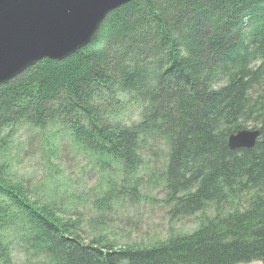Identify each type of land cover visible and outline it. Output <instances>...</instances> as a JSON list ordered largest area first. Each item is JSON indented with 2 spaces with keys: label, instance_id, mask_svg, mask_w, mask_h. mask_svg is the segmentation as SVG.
<instances>
[{
  "label": "trees",
  "instance_id": "16d2710c",
  "mask_svg": "<svg viewBox=\"0 0 264 264\" xmlns=\"http://www.w3.org/2000/svg\"><path fill=\"white\" fill-rule=\"evenodd\" d=\"M243 130L258 131L254 146L230 149ZM19 133L47 165L67 149L83 157L92 187L65 200L15 179ZM156 204L152 233L130 212L113 218ZM254 262L264 264V0H133L76 54L0 86V264Z\"/></svg>",
  "mask_w": 264,
  "mask_h": 264
},
{
  "label": "water",
  "instance_id": "95a60500",
  "mask_svg": "<svg viewBox=\"0 0 264 264\" xmlns=\"http://www.w3.org/2000/svg\"><path fill=\"white\" fill-rule=\"evenodd\" d=\"M133 0H0V86L42 60L61 62L86 47L108 14ZM257 130L228 139L251 148Z\"/></svg>",
  "mask_w": 264,
  "mask_h": 264
},
{
  "label": "rangeland",
  "instance_id": "374dc122",
  "mask_svg": "<svg viewBox=\"0 0 264 264\" xmlns=\"http://www.w3.org/2000/svg\"><path fill=\"white\" fill-rule=\"evenodd\" d=\"M25 138L26 135L24 133H19V136L16 135L13 137L14 146H11L12 149L10 151L9 158H12L11 155L15 154L17 150L15 159H11V172L13 173V177L15 179L21 180L24 183L27 182L30 187L41 188L40 190L45 195L57 194V196H61L65 200L66 198H69V195L72 193L80 195L82 192H85L87 189L92 187V182L86 174V171L87 173H90V169H85L86 164L85 159H82L83 157L80 158L67 149L65 153L59 157V160L51 157V160H49L50 165H47L48 154L38 152L35 154L34 148H31L34 144L37 147H39L40 144L32 142V146L28 147L26 145L27 143L23 144ZM147 194L152 195V192L147 191ZM62 198L61 202L64 203L65 200ZM82 209L83 207L81 210ZM129 212L130 215L140 219L138 225L141 232L152 233L155 230L158 231L161 229V215L157 204L154 207L149 208V210L146 206L138 207L137 210L127 211L124 209L122 212L119 210L114 213L113 218L117 220L129 218ZM182 225L184 229L190 228L189 224L184 223ZM178 227H180V225ZM126 232L128 231H125V233ZM11 233L12 232L5 230L3 232V236L13 235V240H9V245L13 250L11 253L13 260L16 263L20 261V259L22 260V257L17 250V241H14L15 236ZM114 234L123 236L122 234H124V231H115ZM4 237L6 238V236ZM250 264L261 263L254 262Z\"/></svg>",
  "mask_w": 264,
  "mask_h": 264
},
{
  "label": "bare ground",
  "instance_id": "6f19581e",
  "mask_svg": "<svg viewBox=\"0 0 264 264\" xmlns=\"http://www.w3.org/2000/svg\"><path fill=\"white\" fill-rule=\"evenodd\" d=\"M239 132V131H238Z\"/></svg>",
  "mask_w": 264,
  "mask_h": 264
}]
</instances>
